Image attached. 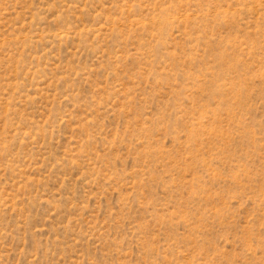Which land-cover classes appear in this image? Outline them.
<instances>
[{
  "label": "rangeland",
  "instance_id": "obj_1",
  "mask_svg": "<svg viewBox=\"0 0 264 264\" xmlns=\"http://www.w3.org/2000/svg\"><path fill=\"white\" fill-rule=\"evenodd\" d=\"M0 264H264V0H0Z\"/></svg>",
  "mask_w": 264,
  "mask_h": 264
}]
</instances>
